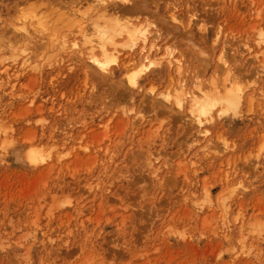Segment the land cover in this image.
Returning <instances> with one entry per match:
<instances>
[{"label":"rangeland","instance_id":"obj_1","mask_svg":"<svg viewBox=\"0 0 264 264\" xmlns=\"http://www.w3.org/2000/svg\"><path fill=\"white\" fill-rule=\"evenodd\" d=\"M0 264H264V0H0Z\"/></svg>","mask_w":264,"mask_h":264},{"label":"bare ground","instance_id":"obj_2","mask_svg":"<svg viewBox=\"0 0 264 264\" xmlns=\"http://www.w3.org/2000/svg\"><path fill=\"white\" fill-rule=\"evenodd\" d=\"M99 1V0H98ZM124 1V0H121ZM98 31V39L93 41V44L91 45V53H90V63L93 65V67L103 70L106 63L113 60L115 56L114 53H112V48L108 47V44L112 43V36L117 31H124L128 38V44L133 45L135 40H138L142 45H146L148 42H150V30L147 27H140L136 28L135 25L128 24V21L111 24L108 30H95ZM148 66L147 64L143 63L137 67V75H140V72H142L144 69H146ZM136 82L135 78H128V84L134 85ZM224 95H225V101L227 108L234 106L233 104H236L238 102L236 93L233 94L232 92V86L229 85L228 87L224 88ZM190 106L192 108V111L195 112L193 115L195 118L194 122L197 126H201L204 121H208L210 117L209 112L211 108L210 103H203L202 101L192 99L190 102ZM35 152H31L32 160H37V157L34 156Z\"/></svg>","mask_w":264,"mask_h":264}]
</instances>
